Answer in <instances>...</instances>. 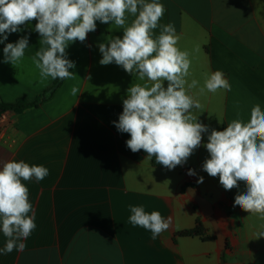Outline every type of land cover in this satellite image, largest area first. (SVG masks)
Segmentation results:
<instances>
[{
	"label": "crops",
	"instance_id": "1",
	"mask_svg": "<svg viewBox=\"0 0 264 264\" xmlns=\"http://www.w3.org/2000/svg\"><path fill=\"white\" fill-rule=\"evenodd\" d=\"M159 2L166 9L160 23H173L178 47L190 53L189 82L199 81L190 94L203 106L193 114L208 126L201 146L172 170L155 167L143 150L133 153L126 146L129 134L113 122L123 111L127 89L143 82L115 63H99L98 45L122 37L123 31L97 21L83 43L66 49L75 75L38 107L9 112L0 167L23 160L44 165L49 175L24 182L37 227L24 241L25 250L0 255V264H264V237H258L264 219L233 206L245 184L225 190L218 176L203 170L210 158L204 144L213 129L224 130L237 114L247 122L255 104L264 110V0ZM36 23L22 25V31L0 43V102H33L55 82L42 80L32 62L41 47ZM154 32L158 35L159 28ZM26 35L29 47L22 60L15 67L4 63L5 45ZM217 70L231 91L200 95L205 74ZM73 86L80 90L77 96L71 94ZM189 169L196 175H188ZM199 198L209 207L201 206ZM129 205L171 218L169 229L153 240L150 231L129 223ZM199 220L202 237L179 236L195 229ZM5 241L0 232V248Z\"/></svg>",
	"mask_w": 264,
	"mask_h": 264
},
{
	"label": "clouds",
	"instance_id": "2",
	"mask_svg": "<svg viewBox=\"0 0 264 264\" xmlns=\"http://www.w3.org/2000/svg\"><path fill=\"white\" fill-rule=\"evenodd\" d=\"M165 6L159 0H0V43L8 35L22 31L21 26L35 20L41 47L32 57L42 80L70 79L75 63L67 58L70 43L84 42L96 30L97 21L114 24L123 35L98 45L101 65L115 63L143 83L132 84L123 100V111L114 125L129 134L126 146L133 152L143 150L146 159L172 170L185 164L201 146L208 126L198 121L193 109L200 101L190 94L199 81L192 79V61L187 50L178 47L179 35L173 23L161 24ZM129 17H132L129 23ZM159 28V34L154 30ZM29 47L28 36L3 48L4 63L15 67ZM167 81V87H165ZM231 91V84L221 70L205 74L199 94ZM73 86L71 94L77 96ZM232 120L224 130L213 129L204 147L210 158L203 170L219 177L225 190L243 182L246 190L236 195L234 207L264 219V110L255 104L247 122ZM188 175H196L194 169ZM49 169L23 160L8 161L0 167V232L6 238L0 255L24 251L28 237L36 229V213L24 183L44 180ZM199 177L197 183H203ZM129 223L151 232L155 240L168 230L171 218L159 211L148 213L142 205H129ZM264 237V232L258 233ZM257 237V238H258Z\"/></svg>",
	"mask_w": 264,
	"mask_h": 264
},
{
	"label": "trees",
	"instance_id": "3",
	"mask_svg": "<svg viewBox=\"0 0 264 264\" xmlns=\"http://www.w3.org/2000/svg\"><path fill=\"white\" fill-rule=\"evenodd\" d=\"M64 80L56 79L52 87L46 90L37 100L33 102L26 101L24 99H19L14 103H3L0 102V113L3 112H14L21 114L28 109L38 107L43 101L47 100L62 84ZM152 164L155 167H164L161 164L156 163L155 158H152ZM181 237H202L203 236V227L202 222L199 220L198 225L195 229L190 231H184L179 233Z\"/></svg>",
	"mask_w": 264,
	"mask_h": 264
},
{
	"label": "built area",
	"instance_id": "4",
	"mask_svg": "<svg viewBox=\"0 0 264 264\" xmlns=\"http://www.w3.org/2000/svg\"><path fill=\"white\" fill-rule=\"evenodd\" d=\"M9 112L0 113V142L3 141L9 127Z\"/></svg>",
	"mask_w": 264,
	"mask_h": 264
},
{
	"label": "water",
	"instance_id": "5",
	"mask_svg": "<svg viewBox=\"0 0 264 264\" xmlns=\"http://www.w3.org/2000/svg\"><path fill=\"white\" fill-rule=\"evenodd\" d=\"M198 202L200 203L201 206L209 207V203L202 198H199ZM218 238L221 240L220 233H218Z\"/></svg>",
	"mask_w": 264,
	"mask_h": 264
}]
</instances>
